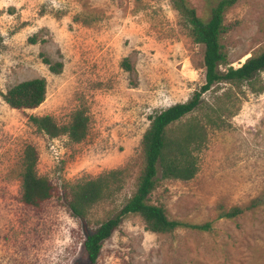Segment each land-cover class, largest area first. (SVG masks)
Listing matches in <instances>:
<instances>
[{
    "label": "rangeland",
    "instance_id": "1",
    "mask_svg": "<svg viewBox=\"0 0 264 264\" xmlns=\"http://www.w3.org/2000/svg\"><path fill=\"white\" fill-rule=\"evenodd\" d=\"M188 1L210 17L208 0ZM224 18L221 43L229 66L239 67L264 50V0H237ZM44 57L61 61L60 70ZM204 66V45L169 0H0V264H90L88 234L137 189L151 118L201 87ZM36 76L47 80L36 109L6 103L8 89ZM78 108L89 116L80 142L49 136L30 119L51 114L66 124ZM207 114L215 123L199 171L160 178L149 201L171 219L211 222V229L153 232L138 214L123 213L96 264H264V69L215 84L174 127L193 117L205 122ZM26 144L38 151L37 171L58 186L36 207L20 200ZM113 168L124 169L122 186L85 218L72 215L66 186ZM256 197L262 202L249 206ZM234 206L240 215L219 218Z\"/></svg>",
    "mask_w": 264,
    "mask_h": 264
},
{
    "label": "trees",
    "instance_id": "2",
    "mask_svg": "<svg viewBox=\"0 0 264 264\" xmlns=\"http://www.w3.org/2000/svg\"><path fill=\"white\" fill-rule=\"evenodd\" d=\"M190 27V33L196 42L204 45L205 82L195 89L185 101L160 111L151 118V123L141 138L144 166L138 178L137 189L119 213L104 221L95 231L89 233L84 247L90 264H96L104 242L112 235L122 221V214L131 212L141 216L147 229L153 232H172L180 226H191L200 230L211 229L212 223H189L181 219H171L161 205L152 204L150 195L162 179H191L199 171V151L206 146L207 127L214 124L213 115L207 114L203 122L193 117L185 122L176 121L194 111L203 100V94L222 81L243 82L251 79L255 73L264 69V50L252 54L239 67L229 66L228 56L221 43V35L226 31L225 12L237 0H208L211 14L208 19L200 16L197 9L188 0H169ZM45 63L53 71H59L61 61L53 62L44 57ZM226 65L225 70L219 67ZM47 80L36 76L22 80L4 94L3 98L15 109H36L46 98ZM31 121L49 136L67 135L73 142L83 140L89 130V116L84 108H78L68 123H59L53 115H32ZM22 158V195L21 202L27 206H38L51 198L58 186L48 175L37 171L38 151L31 144L24 147ZM159 172L161 175L159 176ZM123 168H113L96 178L80 181L66 186L65 197L72 215L85 218L88 210L98 201L108 198L122 186ZM262 202L261 197L252 200L249 206ZM243 208L234 206L220 212L219 218H234Z\"/></svg>",
    "mask_w": 264,
    "mask_h": 264
}]
</instances>
